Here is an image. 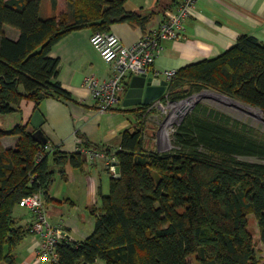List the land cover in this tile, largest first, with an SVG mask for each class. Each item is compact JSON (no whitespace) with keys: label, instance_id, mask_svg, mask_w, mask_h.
<instances>
[{"label":"trees","instance_id":"1","mask_svg":"<svg viewBox=\"0 0 264 264\" xmlns=\"http://www.w3.org/2000/svg\"><path fill=\"white\" fill-rule=\"evenodd\" d=\"M66 1L65 12L42 19V0H0V118L15 113L23 100L36 110L47 99L72 101L57 80L59 61L49 57L67 35L149 23L125 10L128 0ZM6 26L19 31L17 40L6 36ZM203 90L264 114V43L243 35L217 58L178 70L162 102H183ZM135 112L136 127L122 135L114 154L121 177L112 178L110 194L91 209L93 232L59 245L53 264H260L248 217L254 216L264 253V164L243 158L264 159V135L199 104L175 127L172 150L160 153L147 145L155 132L146 118L156 110L150 105ZM33 133L29 124L0 126V264H17L15 252L31 236L30 223L16 215L20 202L42 194L45 209L58 204L49 196L57 179L67 181L68 163L82 168L85 162L82 153L42 145ZM6 136L18 138L14 148L2 147Z\"/></svg>","mask_w":264,"mask_h":264},{"label":"crops","instance_id":"2","mask_svg":"<svg viewBox=\"0 0 264 264\" xmlns=\"http://www.w3.org/2000/svg\"><path fill=\"white\" fill-rule=\"evenodd\" d=\"M50 1L51 10L45 15H42L41 7L42 19L60 15L67 9L66 0ZM174 2L128 0L125 10L149 17V23L144 29L134 28L127 23L115 24L110 33L116 35L124 46L131 47L145 34L160 28L175 13L180 0ZM153 11L156 14L151 16ZM4 31L12 40L19 38V31L12 27L6 26ZM182 33L183 38L180 40L161 41L150 75L155 76L157 73L161 79L166 80L163 75L165 71H178L217 58L233 47L243 35L255 37L264 43V0H200L191 18L184 23ZM92 34L90 29L75 31L52 47L49 57L59 61L57 80L70 93L72 101L47 99L38 109L45 120L41 131L47 143L62 153L79 152L84 156L82 168H74L68 163L67 181L58 178L59 182L55 183L49 193L50 198L59 203L46 207L49 222L68 232L75 241H84L92 233L90 227L86 230L78 226L84 210L91 212L92 208H99L102 197L110 194V182L114 175L108 170L105 153L97 149L108 150L114 156L120 150L122 135L132 132L136 127L135 111L140 107H123L131 81L129 78L124 82L123 92L119 94L117 107L109 113H99L91 91L85 86V79L93 75L99 82H105L111 79L113 71L90 44ZM157 104L154 103L152 108ZM35 110L34 102L23 100L15 113L0 118V125L4 130H10L17 125L30 124ZM79 136L89 143V149L81 146ZM17 141V137L6 136L1 139V145L5 149L14 148ZM65 213L73 214L66 216ZM16 215L21 218L23 225L30 223L31 216L27 209L18 207ZM37 246L38 239L28 236L15 252L19 264H32Z\"/></svg>","mask_w":264,"mask_h":264},{"label":"built area","instance_id":"3","mask_svg":"<svg viewBox=\"0 0 264 264\" xmlns=\"http://www.w3.org/2000/svg\"><path fill=\"white\" fill-rule=\"evenodd\" d=\"M200 0H180L177 9L157 30L145 34L131 47H126L113 33H93L90 44L103 61L112 67L113 76L105 82H99L93 75L85 79V86L91 91L99 113L111 112L119 104V94L124 90V82L133 76L150 73L161 41L183 38L184 23L191 18ZM177 71L163 73L169 82ZM155 75H159L155 73ZM100 156V155H98ZM42 156L40 155L38 160ZM108 170L115 175V156L107 157ZM20 207L27 209L30 216L31 236L38 239V246L32 264L47 262L53 264L58 260L57 248L63 243L76 242L68 232L53 226L48 218L42 194L27 197L20 202Z\"/></svg>","mask_w":264,"mask_h":264},{"label":"rangeland","instance_id":"4","mask_svg":"<svg viewBox=\"0 0 264 264\" xmlns=\"http://www.w3.org/2000/svg\"><path fill=\"white\" fill-rule=\"evenodd\" d=\"M41 7H42V15H45L48 12V10H51L52 3L50 0L48 1L42 0ZM215 94L219 96H223L227 99L229 98V97H226L212 90H203V91L193 94L191 97L184 100V102H178V103L161 102V104L159 103L155 105L154 110H156V112L152 114L151 116H147L146 118L147 123L151 125L153 128L152 132H155L153 134L151 133V135L147 137V140H148L147 145L150 147H153L155 151H158L160 153L172 150L173 148L172 133L175 127L182 121V119L187 114L193 111L199 104H202L206 107H209L211 109H215L221 113H224L228 115L233 121H237V122H240L241 124L247 125L248 127L253 128L256 131L264 135V122L256 121L253 117L241 112L234 105H230L222 101L221 99H218L217 97H215ZM229 99L240 104L246 110L255 109L257 112H260L256 108H252L248 105L235 101L231 98ZM183 104H186L184 106L187 109L188 108L189 109L188 111L185 112V114L183 113V115H179V112H181V108L184 107ZM262 117L264 119V115H262ZM243 160L249 163L264 164L263 158H243ZM56 182H59V181L57 180ZM65 214L66 216H70L73 213H69V214L65 213ZM80 217H81L79 219L80 224L78 226H82L86 230H89V227H90V230L93 232L94 226H95V217L91 214V212L89 210H84V215H81ZM248 219H249V230L251 231L252 236H253V241L255 242L256 256L258 260H260V264H264L263 247L259 240L260 239L259 229H258L257 223L253 215H250ZM17 262L19 264V261ZM192 262L193 264H196L194 259ZM42 264H48V263L43 262ZM100 264H104V263H100Z\"/></svg>","mask_w":264,"mask_h":264},{"label":"water","instance_id":"5","mask_svg":"<svg viewBox=\"0 0 264 264\" xmlns=\"http://www.w3.org/2000/svg\"><path fill=\"white\" fill-rule=\"evenodd\" d=\"M168 85L169 82L161 79L159 75L152 76L150 73H143L142 75L133 76L126 90L123 107L150 106L157 102L160 103L167 92ZM188 109L185 106L182 107L179 115L185 114ZM259 111L264 115L263 111ZM44 121L40 111L35 110L29 124L34 130L32 134L33 139L42 145L47 144V138L41 131ZM113 165L115 166V175L113 178L119 179L121 177L119 164L115 162Z\"/></svg>","mask_w":264,"mask_h":264},{"label":"bare ground","instance_id":"6","mask_svg":"<svg viewBox=\"0 0 264 264\" xmlns=\"http://www.w3.org/2000/svg\"><path fill=\"white\" fill-rule=\"evenodd\" d=\"M215 97H217L218 99H221L222 101L230 104V105H234L236 108H238L241 112H243L244 114L246 115H249L251 117H253L256 121L258 122H264V119L262 117V113L261 112H257L255 109H249V110H246L244 109L240 104L230 100L229 98H225L223 96H219V95H216L215 94ZM193 102V101H192ZM186 105V104H183V106ZM233 106V107H234ZM188 107V106H187Z\"/></svg>","mask_w":264,"mask_h":264}]
</instances>
